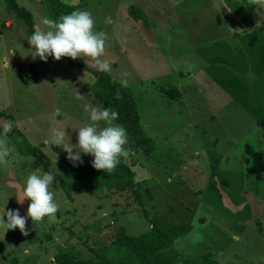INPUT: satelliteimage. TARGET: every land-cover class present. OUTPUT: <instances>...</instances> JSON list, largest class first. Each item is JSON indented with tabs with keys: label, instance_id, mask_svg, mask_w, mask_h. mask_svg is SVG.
Segmentation results:
<instances>
[{
	"label": "rangeland",
	"instance_id": "obj_1",
	"mask_svg": "<svg viewBox=\"0 0 264 264\" xmlns=\"http://www.w3.org/2000/svg\"><path fill=\"white\" fill-rule=\"evenodd\" d=\"M62 1L89 11L94 30L105 33L103 55L80 58L96 68V59L108 62L110 75L130 87L142 128L153 139L146 154L127 134L129 155L123 160L140 182L142 203H134L130 192L74 190L72 200L64 195L59 176L61 161L68 159L62 145L53 143V130L65 129L64 143H76L75 129L89 123L85 105L102 106L90 91L94 78L63 57L34 56L26 24L0 0V110L12 115L16 130L38 149L26 153L17 131L6 137L11 151L9 163L0 165V214L5 206L26 216L29 200H17L33 170L53 174L50 190L58 205L55 220L26 217V235L16 228L0 231V264H58L53 256L61 248L94 259L90 248L106 246L119 227L136 234L151 221L191 223L173 243L180 256L208 252L221 264H264V134L206 74L196 52L215 40L236 50L239 37L253 28L264 35V0ZM16 3L31 12L34 27L49 30L40 23L51 19L42 0ZM159 86L176 88L179 97L164 95ZM4 123L10 120L0 117ZM209 144L220 176L230 181L222 188L215 179L222 204L240 214L247 207L243 222L204 200Z\"/></svg>",
	"mask_w": 264,
	"mask_h": 264
},
{
	"label": "trees",
	"instance_id": "obj_2",
	"mask_svg": "<svg viewBox=\"0 0 264 264\" xmlns=\"http://www.w3.org/2000/svg\"><path fill=\"white\" fill-rule=\"evenodd\" d=\"M8 10L13 11L27 26L28 36L34 29L32 14L16 0H3ZM51 20L55 21L61 15L79 10L78 5L68 4L62 0H42ZM131 14L138 17V10L131 9ZM240 46L234 50L225 40H215L209 45L201 46L196 52L204 59L206 74L227 94L232 100L245 109L254 119L264 134V35L257 28L242 34L239 37ZM67 65L89 72L94 80L90 91L102 107L115 110L118 113L116 123L122 125L136 146L148 154L154 148L153 139L143 130L136 99L130 87L115 79L108 71L99 67H92L82 58L72 59L63 57ZM252 74L253 79L248 80L247 75ZM161 93L170 97H179L176 88L158 87ZM119 99H116V95ZM0 117L10 120L12 129L7 136L17 131L22 139L26 153L38 151L32 147L23 134H20L12 115L0 110ZM212 144V143H211ZM210 145L208 155L210 159L209 181L203 191L204 200L220 211L233 218L245 221L248 218V209L244 207L243 213L231 212L222 204V194L215 179L218 178L222 188L229 186L230 181L220 176L221 171L217 165V157ZM82 163H73L69 160L61 161L59 182L64 195L72 200L71 192L81 190L88 194H97L102 190L114 192L116 195L131 193L136 204L142 203L140 182L134 180V171L125 160L110 172L94 169L91 166V155L81 154ZM147 190V189H146ZM145 190V191H146ZM148 193V191H147ZM192 228L190 222H178L166 225H157L150 222L147 229L136 234H130L121 226L110 242L99 248H90L94 259L75 255L70 249L61 248L53 259L58 264H221L212 258L210 253L204 252L196 256H180L174 248V241ZM47 237H49L47 235Z\"/></svg>",
	"mask_w": 264,
	"mask_h": 264
},
{
	"label": "clouds",
	"instance_id": "obj_3",
	"mask_svg": "<svg viewBox=\"0 0 264 264\" xmlns=\"http://www.w3.org/2000/svg\"><path fill=\"white\" fill-rule=\"evenodd\" d=\"M41 24L48 26L47 31L34 27L27 37L29 45L33 46L34 56L41 61H46L49 56L54 60L61 57L76 59L78 57L99 58L104 53L105 33L94 30V19L87 10H73L61 15L55 21L42 17ZM259 21L256 27H260ZM101 70L108 71L110 65L106 61L96 59ZM124 82L122 81V84ZM116 95V99H119ZM89 123L76 130V143H64L65 129L53 130V143L62 145L66 159L76 166L82 163L81 154L91 155V166L94 169L110 172L122 159L129 155L127 132L125 128L116 123L118 113L107 107L85 105ZM99 122H103L101 127ZM12 129L11 123L0 126V165L9 163L10 147L6 144L7 133ZM76 151H73V149ZM54 176L48 172L31 171L23 184V198L17 200L22 203L24 198L29 200L26 216L19 215L17 209H3L0 214V231L16 228L21 234L26 235L25 220L30 217L32 222L43 219L55 220L58 205L54 200V193L50 190L53 186ZM6 217V220L4 219Z\"/></svg>",
	"mask_w": 264,
	"mask_h": 264
}]
</instances>
